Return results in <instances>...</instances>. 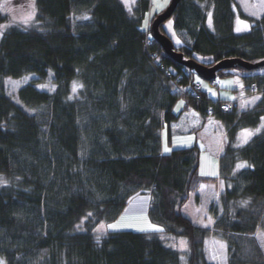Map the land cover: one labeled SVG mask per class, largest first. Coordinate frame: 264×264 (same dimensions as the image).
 <instances>
[{
  "label": "trees",
  "instance_id": "trees-1",
  "mask_svg": "<svg viewBox=\"0 0 264 264\" xmlns=\"http://www.w3.org/2000/svg\"><path fill=\"white\" fill-rule=\"evenodd\" d=\"M150 6V0H136L132 9L122 0H34L29 26L2 31L0 176L8 183L0 185V256L6 264H214L206 254L212 231L227 243L228 264H264V69L237 64L218 72L257 83L252 97L260 99L241 110L223 112L206 96L178 92L176 85L188 88L197 75L156 40L147 45ZM236 16L251 23L249 31H234ZM171 19L180 43L169 37L186 59L264 60V14H247L237 0H181ZM8 22L0 10V26ZM160 29L167 33L164 23ZM29 75L30 82L8 90L9 78ZM48 79L55 89L37 86ZM74 82L83 87L73 92ZM180 98L184 106L176 112ZM185 113L222 121L218 177L200 174L197 143L163 151V130L170 143ZM258 127L236 146L242 130ZM244 162L253 167L237 170ZM215 180L223 189L213 228L198 226L182 206L200 183ZM146 191L149 217L164 231H108L97 241L96 228L118 219ZM171 237L187 240L185 255L167 243Z\"/></svg>",
  "mask_w": 264,
  "mask_h": 264
},
{
  "label": "rangeland",
  "instance_id": "rangeland-1",
  "mask_svg": "<svg viewBox=\"0 0 264 264\" xmlns=\"http://www.w3.org/2000/svg\"><path fill=\"white\" fill-rule=\"evenodd\" d=\"M170 1L171 0H158V3L164 6L157 7V4L154 3V0H150L151 8L145 20V22L147 21L146 29L151 28L154 14L161 13L169 5ZM237 1L240 3V5L242 6V9L247 14L251 15L252 12L258 13V16L251 15L253 17L259 18L264 14V3H262L261 0H237ZM122 2L125 4V6L128 9H132L133 6L135 5L136 0H128L127 3L125 2V0H122ZM0 10L9 16V22L0 26V39L2 36V31L9 25L18 23L23 26H29L33 22L34 17H35L34 0H0ZM33 12H34V15H32V18L30 20H27V22H25L26 18ZM239 21H245L250 27L244 30V25L240 24ZM169 22H171V28L168 27ZM238 27L242 29L239 32L236 31ZM250 28H251V23L248 20H245V19L240 18L239 16H236L235 22H234V31L236 33L238 34L245 33L249 31ZM164 29L166 30L168 35L172 37L174 42L177 44L176 41L178 40V37H177L176 31L173 25V20L171 18L164 22ZM205 59L207 61H210L211 57L209 56V57H206ZM32 77L33 75L25 76L20 79L10 78L7 80V88L9 91H14L18 89L20 86L25 85L28 82H30L33 79ZM197 78L199 77L197 76ZM218 81L219 82L221 81V84L224 86L223 88H221V90H224L226 92L228 91L230 93L236 92V94H238V91L235 90L236 81H239V83H241L243 87L245 85V81L243 80V78L238 75L218 77L215 84L204 81V85L208 87V89H211V93L215 91L217 92V90L220 89V87H222L220 83L218 84ZM42 85L45 87H41ZM37 86L43 89H53V88L55 89L56 88L55 84H53L51 79H48L47 81L42 82V83H37ZM78 89L79 87L77 88V90ZM250 99H253V97L249 98L248 101H251ZM181 101H183V105L180 104ZM245 103L243 105H245ZM183 106H184V99L180 98L177 101L174 107V110L176 112H180ZM190 115L191 114H184L179 120V122L176 124L178 132L175 135H173L171 138L172 145L168 141V136H167L168 134H166L167 132H165L166 129L163 130L164 140H165L163 143V149L165 148V146H167L168 148L170 147L172 150L175 147H178V148L179 146L187 147V146L196 144L197 142L196 137L203 135V132L201 131V129H196L193 131L188 130L191 127V120L188 117L194 118L193 116H190ZM208 118H210L211 120L218 121V118L213 117V116H208ZM213 127H214V123L208 124L206 130L214 131V129H212ZM189 137H191L192 139L189 140L188 139ZM242 139H243V132H241L240 134L239 144L241 143ZM197 144L199 145L202 155H203L202 171L204 173H207V175H210V177L211 176L218 177L219 157H217L216 152L212 151L209 148V146L206 145L204 141L202 140H200ZM206 146H208V149H206ZM212 148H215V147L212 146ZM223 149H224V146H223ZM211 173H216V175H211ZM3 181H7V180L3 178L2 176H0V185L6 184V183H3ZM202 185L204 186L203 188H201ZM222 189H223V184L219 182L218 180L200 183L198 188L194 192L191 193L188 201L182 206V212L186 216L191 218L196 225L205 227L204 225L207 224V227L213 228L214 223L208 224V217H211L213 221L215 220L213 214H215V211L218 207L217 205L218 198L216 197V194L217 193L219 194ZM151 197H152L151 191H146L144 193L138 194L134 198V200L131 202L128 209L125 212H123L119 216L118 219L110 223H102L100 227L98 226L96 228L95 233L97 235H100L108 231L115 232V231H123V230L150 232V231H139L138 230V228H141V227L147 228L149 223L162 227L160 224L153 222L151 218L149 217L148 210H149ZM144 201H146V204L144 203ZM84 221L85 219L80 223V225H78V229H81V226ZM111 224H117V225L131 224V225H134V227H119L118 226L116 229H112L108 227V225H111ZM219 235L220 234H218L217 232L212 231V235L207 240V248H206L207 259L211 263H214V264H228L227 243L224 240H222ZM260 238L262 239L264 243V239L262 237ZM181 241H185L187 245V240L185 238H176V237L169 238L167 240V243L172 247L174 246V248H177L182 254L185 255L188 248L186 247V249H184V246L181 244ZM222 244L226 245V248H222L221 247ZM213 257H215V259ZM0 260H2L4 264H6L5 260L1 256H0Z\"/></svg>",
  "mask_w": 264,
  "mask_h": 264
},
{
  "label": "water",
  "instance_id": "water-1",
  "mask_svg": "<svg viewBox=\"0 0 264 264\" xmlns=\"http://www.w3.org/2000/svg\"><path fill=\"white\" fill-rule=\"evenodd\" d=\"M180 1L181 0H171L169 5L156 16L151 25L152 37L160 44L165 54L172 60L193 70L201 79L208 82L213 81L217 77L219 71L234 68L237 64L244 67L247 71L264 67V60L256 63H248L240 59H231L208 65L194 58L186 59L182 53L175 50L171 38L160 29L161 24L172 17Z\"/></svg>",
  "mask_w": 264,
  "mask_h": 264
},
{
  "label": "crops",
  "instance_id": "crops-1",
  "mask_svg": "<svg viewBox=\"0 0 264 264\" xmlns=\"http://www.w3.org/2000/svg\"><path fill=\"white\" fill-rule=\"evenodd\" d=\"M221 84V81L219 82L218 81V84ZM241 84V83H239ZM239 84H235V90L238 91V94L235 93H230V92H226L224 90H221V88H223L224 86L222 85V87H220V89L217 90V92H213L215 93V96L213 95L212 93V98L214 100H218V99H228V100H236L240 97H243L246 93H247V85L245 83L244 87L241 88L239 86ZM243 89V91H242ZM242 91V93H241ZM231 97H235V99H231ZM252 98V97H251ZM249 98L246 100L248 102ZM252 100V99H250ZM246 102V105H248L249 103ZM187 114V113H185ZM190 116H193V115H190ZM194 118L192 117H188L190 118L191 120V127L188 129L189 131H193V130H196V129H201V131L203 132V135L199 136V137H196L197 138V142L198 143L200 140L204 141V143L206 145L209 146V148L212 150V151H215L216 152V155L217 157H220L221 153H222V150H223V146H224V141L226 139V129L222 123V121L220 119H218V121L216 120H211L210 118H203V117H198V116H193ZM214 117V116H213ZM192 118V119H191ZM210 122V123H209ZM214 123V127L212 129H214V131L212 130H206L208 124H212ZM163 137H164V134H163ZM165 141V140H164ZM171 145H172V139L170 141ZM208 146H206V149H208ZM212 146H214L215 148H212ZM180 147V146H179ZM170 148V147H169ZM175 148H178V147H175ZM171 149V148H170ZM174 149V148H173ZM164 151V149H163ZM167 153V152H165ZM203 155H202V152H201V157H200V174L202 172V165H203V159H202ZM202 176H208L210 177V175H202ZM212 177V176H211ZM137 196V195H136ZM132 197L131 200L129 201V203L126 205L125 209L123 212H125L129 205L131 204V202L134 200V198L136 197ZM102 224L99 225V227L101 226Z\"/></svg>",
  "mask_w": 264,
  "mask_h": 264
},
{
  "label": "snow or ice",
  "instance_id": "snow-or-ice-1",
  "mask_svg": "<svg viewBox=\"0 0 264 264\" xmlns=\"http://www.w3.org/2000/svg\"><path fill=\"white\" fill-rule=\"evenodd\" d=\"M125 2L127 3L128 0H125ZM262 3H264V0H261ZM154 3L157 4V7H163L164 5H161L158 3V0H154ZM32 15H34V12L32 14H30L27 18H26V21L27 20H30L32 18ZM251 15L253 16H258V13L256 12H252ZM209 17H211V13H209ZM88 17H84V19H87ZM240 24H243L244 25V30L248 29L250 26L245 22V21H239ZM145 27H147V21L145 22ZM169 28H171V22H169V25H168ZM242 29L241 28H237L236 31L239 32L241 31ZM178 44L180 43L179 40L176 41ZM10 79V78H9ZM197 81L198 83H202V81H199V78H197ZM237 84H239V81H236ZM239 86L241 88H243V85L242 84H239ZM41 87H45V86H41ZM78 87H83V85H77L75 82L73 83V92H76L77 88ZM209 91L211 92V89H209ZM213 95H215V93H213ZM231 99H235V97H231ZM260 97H254L251 101H248L247 103H254L256 100H259ZM181 105H183V101L180 102ZM245 105H241V107H244ZM179 110V109H178ZM262 121H264V117L261 118ZM261 127H264V124L261 125ZM261 127H258L255 129V131L253 130H249V129H244L242 130L243 132V139L241 141L240 144L236 145L237 147H242L244 144H247L249 142V140L254 136L256 135L257 133L260 132L261 130ZM189 140L192 139L191 137L188 138ZM171 149L168 148L167 146H165L164 148V152H170ZM244 167H253L252 165H249L247 164V162H244L242 164H237L236 168L237 170L241 169V168H244ZM207 173H204L203 171L201 172V175H206ZM235 174V172H234ZM211 175H216V173H211ZM3 183H7V181H3ZM204 186L202 185L201 188H203ZM218 193L216 194V197L218 198ZM144 203L146 204V201H144ZM243 204H247L248 202L247 201H244L242 202ZM89 215H91V213H89ZM123 219V217H122ZM214 223L213 219L211 217H208V224H212ZM134 227V225H131V224H120V225H117V224H111V225H108L109 228H112V229H116L117 227ZM205 227H207V224L204 225ZM139 231H155V232H163L164 229L158 225H154V224H148V227L147 228H138ZM100 239V236L98 235L97 236V241H99ZM181 244L184 246V249H186L187 245H186V242L185 241H181ZM174 247V246H173ZM222 248H226V245H221ZM215 259V257H213ZM181 259H183V257H181ZM0 264H4V262L2 260H0Z\"/></svg>",
  "mask_w": 264,
  "mask_h": 264
},
{
  "label": "built area",
  "instance_id": "built-area-1",
  "mask_svg": "<svg viewBox=\"0 0 264 264\" xmlns=\"http://www.w3.org/2000/svg\"><path fill=\"white\" fill-rule=\"evenodd\" d=\"M153 44V41L148 39L147 40V45H150L152 46ZM150 55L153 56L155 53L153 51H149ZM170 73V75L172 73H174V69L173 68H170L168 70V74ZM178 88V92H181V93H188V94H193L194 97L198 98V99H201L203 96H206L207 98H209L210 96V92L209 90H207L204 85L202 83H195L194 86L190 87L189 89H185L184 87L182 86H179V85H176ZM250 95H256L259 93L258 91V86H257V83L253 82L251 85H250ZM219 105V108L223 111V112H229L232 110L233 106H234V103L233 102H229V101H222V102H219L217 103ZM208 111L210 113H213L214 111V106L213 104H210V106L208 107Z\"/></svg>",
  "mask_w": 264,
  "mask_h": 264
}]
</instances>
